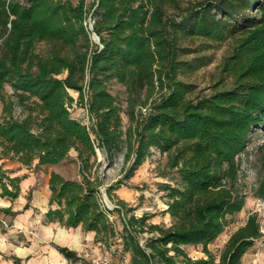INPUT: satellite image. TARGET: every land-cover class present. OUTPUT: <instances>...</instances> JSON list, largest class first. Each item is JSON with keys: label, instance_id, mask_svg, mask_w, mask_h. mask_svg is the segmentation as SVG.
<instances>
[{"label": "trees", "instance_id": "trees-1", "mask_svg": "<svg viewBox=\"0 0 264 264\" xmlns=\"http://www.w3.org/2000/svg\"><path fill=\"white\" fill-rule=\"evenodd\" d=\"M89 17L98 42L84 24ZM226 41L221 71L231 86L199 95L183 78ZM110 84L123 88V99ZM0 105V159L35 172L74 153L76 178L49 174L45 223L92 231L103 250L128 253V264H242L262 238L253 212L218 258L208 247L245 204L239 157L264 126V0H0ZM73 106L86 109L89 126L72 116ZM152 149L166 157L160 191L169 225L135 214L114 194ZM119 157L120 178L106 185L100 168ZM24 177L0 165V197L15 200Z\"/></svg>", "mask_w": 264, "mask_h": 264}, {"label": "rangeland", "instance_id": "rangeland-1", "mask_svg": "<svg viewBox=\"0 0 264 264\" xmlns=\"http://www.w3.org/2000/svg\"><path fill=\"white\" fill-rule=\"evenodd\" d=\"M40 46L39 48L42 49V46ZM229 53L230 41L215 44L204 53L211 58L210 63L183 79L195 84L197 87L196 93L199 95L209 94L214 85H218L219 88L231 86V77L221 71L224 60ZM108 88L111 94L118 95L123 99V88L121 86L110 84ZM6 92H11L9 86H6ZM70 94L75 99L77 98L76 93L70 91ZM70 111L73 117L82 122L85 121L87 115L85 108L73 106ZM122 119L123 125L126 126L128 119L124 114L122 115ZM245 150L239 157L240 171L237 182L238 188L246 194L245 204L242 210L230 219L229 225L225 230L208 246L217 258L231 233L245 223L250 213L256 212L260 220L264 219V196L258 195L260 186L264 184V126L254 129L248 139ZM98 159H102L99 153ZM121 162L122 159L119 157L112 168L106 170L103 165L101 166L100 172H104L106 175V185L120 178ZM165 162V155H161L157 150L152 149L151 155L135 171L134 176L119 189L115 190L114 194L129 206L136 207L135 214L140 215L142 212H148L154 215L151 222L155 221L160 224L169 225L171 223L169 215L162 212L165 208V199L163 198L164 193L160 191V185L163 182H168L169 179L160 175L166 164ZM56 169L66 178H76L77 164L74 161V156L71 155L58 165ZM44 172L46 173L47 170L45 169ZM43 180L44 177L42 174H39L37 176L38 184H35L32 188L34 190H46L44 189ZM102 202L106 206L103 195ZM184 248L193 258L204 257L200 247L186 246ZM84 262L89 264L90 261L85 259ZM242 262L243 264H264V235L247 251Z\"/></svg>", "mask_w": 264, "mask_h": 264}, {"label": "crops", "instance_id": "crops-1", "mask_svg": "<svg viewBox=\"0 0 264 264\" xmlns=\"http://www.w3.org/2000/svg\"><path fill=\"white\" fill-rule=\"evenodd\" d=\"M71 155L74 156V153ZM61 163L43 166L34 172L17 162L0 159V165L4 169L13 171L16 176H25L20 183L19 196L15 200L0 197V209L11 207L12 211L19 212L14 217L0 212V218L11 223L8 229L4 228L5 231L0 229V264H76L65 258L57 247L67 249L83 261L89 252L102 253L103 249L94 242V232L84 231L81 226L66 228L56 222H44L50 196L49 174L52 171L60 173L56 167ZM39 174L44 177L43 185L46 190L32 188L38 184ZM26 204L28 208L23 209ZM124 255L129 260L130 255ZM112 264H121V254H113Z\"/></svg>", "mask_w": 264, "mask_h": 264}, {"label": "built area", "instance_id": "built-area-1", "mask_svg": "<svg viewBox=\"0 0 264 264\" xmlns=\"http://www.w3.org/2000/svg\"><path fill=\"white\" fill-rule=\"evenodd\" d=\"M92 19L90 17L87 19V21L84 23L87 30L91 34V39L94 41L93 36L94 33L92 32ZM87 115L85 118V121L83 122L85 125L89 126L90 125V118H89V113L86 111ZM0 224L3 228H9L8 221L5 220L4 218H0ZM260 232L262 235H264V219L260 220ZM113 254H121L118 250L115 248H111L110 250H103L101 254H95L94 252L92 253H87L86 259H88L90 262L89 264H112V256ZM129 260L126 258L125 255L121 254V264H128ZM77 264H84V263H77ZM243 264V263H242Z\"/></svg>", "mask_w": 264, "mask_h": 264}, {"label": "water", "instance_id": "water-1", "mask_svg": "<svg viewBox=\"0 0 264 264\" xmlns=\"http://www.w3.org/2000/svg\"><path fill=\"white\" fill-rule=\"evenodd\" d=\"M93 39H94L95 42H98V41H99V39H98V37L96 36V34L93 36ZM102 192H103L102 195H103V197L105 198V204H106V206L108 207V209L113 208L114 206L111 204V202L108 200V198H107V196H106L105 189H103Z\"/></svg>", "mask_w": 264, "mask_h": 264}]
</instances>
